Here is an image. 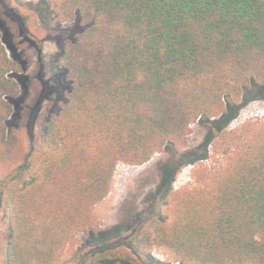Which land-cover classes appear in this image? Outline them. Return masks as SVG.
<instances>
[{
  "label": "trees",
  "instance_id": "obj_1",
  "mask_svg": "<svg viewBox=\"0 0 264 264\" xmlns=\"http://www.w3.org/2000/svg\"><path fill=\"white\" fill-rule=\"evenodd\" d=\"M40 7L75 23L53 57L67 87L25 150L8 135L19 83L0 33V170L9 173L0 264H68L62 252L97 223L94 206L117 165L146 163L183 142L198 120L209 127L215 166L197 168L194 187L164 194L157 217L134 223L130 240H122L123 226L104 243L90 242L79 260L160 264L147 251L157 245L181 264H264V120L228 130L244 91L250 99L264 94V0H40ZM191 154L162 166L165 182Z\"/></svg>",
  "mask_w": 264,
  "mask_h": 264
},
{
  "label": "rangeland",
  "instance_id": "obj_2",
  "mask_svg": "<svg viewBox=\"0 0 264 264\" xmlns=\"http://www.w3.org/2000/svg\"><path fill=\"white\" fill-rule=\"evenodd\" d=\"M41 8L40 0H0V33L9 56L16 62L17 69L13 75L19 83V94L13 101L12 113L7 121L8 135L20 139L25 150L30 149L29 136L43 114L59 110L67 82L53 63V57L59 44L67 38L68 29L75 26L73 21H60L50 8L49 11H41ZM237 104L241 107L237 116L230 121L228 130H234L249 121L264 120V94L250 99L244 91ZM208 133L209 127L198 120L191 124L183 142L167 145L146 163L128 165L120 162L108 195L94 206L97 223L93 228L79 233L63 250L62 255L69 260L68 264H83L79 259L88 253L90 242L104 243L106 237L114 235L123 226L125 233L122 240H130L134 234V223L140 224L147 217H157L158 204L162 202L164 194L194 187L195 170L215 166L216 159L211 157L210 152L211 143H206ZM205 149L207 157L198 158ZM188 152L192 154L183 158L185 162L178 168L171 183L165 182L167 177L163 174L162 166ZM8 176L7 171L0 170V196ZM18 179L25 181L21 175ZM162 208V213L166 214V207ZM8 233L6 215L0 204V246ZM102 233L107 235L103 236ZM147 251L160 264H181L163 246H151Z\"/></svg>",
  "mask_w": 264,
  "mask_h": 264
}]
</instances>
